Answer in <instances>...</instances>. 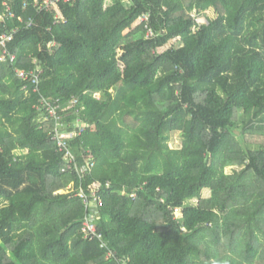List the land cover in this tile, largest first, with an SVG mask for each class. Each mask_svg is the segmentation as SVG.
<instances>
[{
  "label": "trees",
  "instance_id": "obj_1",
  "mask_svg": "<svg viewBox=\"0 0 264 264\" xmlns=\"http://www.w3.org/2000/svg\"><path fill=\"white\" fill-rule=\"evenodd\" d=\"M5 1L0 36L19 31L16 63L0 61V264H264V0H72L59 24ZM38 67V86L17 77ZM57 124L80 133L79 166L92 155L83 174ZM95 184L101 204L75 196Z\"/></svg>",
  "mask_w": 264,
  "mask_h": 264
},
{
  "label": "built area",
  "instance_id": "obj_2",
  "mask_svg": "<svg viewBox=\"0 0 264 264\" xmlns=\"http://www.w3.org/2000/svg\"><path fill=\"white\" fill-rule=\"evenodd\" d=\"M72 0H34V7L36 8V11L38 14L42 13H49V12H55L54 20L55 24H59L61 22L65 23L66 20L64 19V16L62 12L60 11V4L61 2L69 3ZM128 1V0H127ZM6 8L5 12L3 14L0 13V21H4L6 18H16L15 14L12 12L11 7L8 5L7 1L3 4ZM28 6V4H25V8ZM20 21H23L22 18H19ZM149 21V16L144 15L139 18L135 26H138L142 23H146ZM35 19L33 17L29 18L25 22V26L27 29H30L34 27L35 25ZM19 31V28H16L12 33L10 34H3L0 36V61L2 63H11L15 64L17 61V55L13 53L9 49V44L13 41L15 34ZM155 33L149 29L147 33V38L154 39ZM55 46V43L50 44L49 47ZM17 77L20 80L23 81H30L33 84L39 85L41 81V75L43 74V69L37 68L34 70H16ZM35 91H38V88L35 89ZM97 96V94H96ZM76 102V101H75ZM38 112L42 113L44 115V120L49 121L51 119H54L56 121H59V114L58 111H61V106L58 102V100L54 99H46L43 98L40 102V105L37 107ZM46 112V114H45ZM63 124H57L53 134H52V140H55L57 142L59 151L64 153V158L67 164V169H72L73 167H76L81 174L84 173V171L90 167L93 166V163H91V159L93 158L92 155H90L89 160L87 162V165H80L77 162V158L75 153L73 152L72 146L70 145L71 141H73V138H76L80 135L79 132H64L62 130ZM82 128V125L80 126ZM79 127V128H80ZM84 127V125H83ZM100 187L98 184H95L90 191V194H87L84 190H80L76 193L75 196L83 198L85 201L88 200L89 197L93 198L95 202H98L101 204V199L99 196ZM176 215L181 214L180 209L175 210ZM83 232L85 236L87 237H98L101 238V234L97 231V226L91 222L89 218L86 219L84 223Z\"/></svg>",
  "mask_w": 264,
  "mask_h": 264
},
{
  "label": "rangeland",
  "instance_id": "obj_3",
  "mask_svg": "<svg viewBox=\"0 0 264 264\" xmlns=\"http://www.w3.org/2000/svg\"><path fill=\"white\" fill-rule=\"evenodd\" d=\"M199 22L201 23H206V19L205 18H200L199 19ZM173 42V41H172ZM171 42V43H172ZM175 42V41H174ZM181 43L178 42V44L175 46L176 48L177 47H180ZM114 58H113V61H114V64L116 66V72L119 74V75H122L125 68L127 67L128 65V60L126 58V54L124 51L122 50H117L114 52ZM97 97L99 98V95H97ZM247 139H248V142L249 143H252L251 145H255V143H259L260 141H262L259 136H255V135H246ZM171 147L172 148H180L182 146V138L180 136L179 133H175L174 136H173V140L171 141L170 143ZM227 173L228 174H231L232 173V169H227ZM210 194H206V196H209ZM181 216V214H178L177 217ZM106 219V218H105Z\"/></svg>",
  "mask_w": 264,
  "mask_h": 264
},
{
  "label": "crops",
  "instance_id": "obj_4",
  "mask_svg": "<svg viewBox=\"0 0 264 264\" xmlns=\"http://www.w3.org/2000/svg\"><path fill=\"white\" fill-rule=\"evenodd\" d=\"M109 219V218H108Z\"/></svg>",
  "mask_w": 264,
  "mask_h": 264
}]
</instances>
